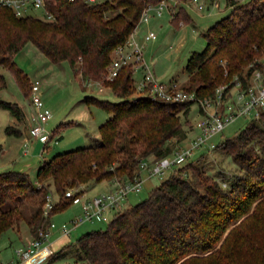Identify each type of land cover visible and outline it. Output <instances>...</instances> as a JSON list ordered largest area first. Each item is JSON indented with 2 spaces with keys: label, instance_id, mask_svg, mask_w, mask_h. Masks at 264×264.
<instances>
[{
  "label": "trees",
  "instance_id": "trees-1",
  "mask_svg": "<svg viewBox=\"0 0 264 264\" xmlns=\"http://www.w3.org/2000/svg\"><path fill=\"white\" fill-rule=\"evenodd\" d=\"M160 1L50 0L45 4L53 17L49 21L34 16L17 18L11 9L0 8V67L12 75L26 97L31 82L14 57L30 43L49 61L68 62L85 83L100 82L118 99L84 98L86 105L98 106L108 115L98 127L100 142L95 146L53 156L42 163L34 179L22 172H0V238L22 221L32 238H38L49 225L43 205L50 193L56 200L53 216L73 203V198L66 197L69 189L87 190L115 179L133 181L139 177L142 162L154 164L173 154L172 141L188 143L193 103L138 95L133 65L123 66L113 80H106L114 50L130 38L144 8ZM175 1L178 8L173 21H190L183 5L191 0ZM225 3L234 9L202 34L204 49L192 53L186 62L183 89L201 99L213 98L220 86L232 87L235 78L245 87L253 69L263 68L264 0ZM5 87L6 80L0 75V90ZM0 108L18 120L23 118L16 103L0 98ZM5 132L19 135L11 126ZM216 149L229 156L236 168L222 179L225 186L205 171L201 163L206 153L198 155L171 169L146 199L125 204L105 229L78 238V262L264 264V111L233 137L220 141ZM66 248L47 258V264L63 256Z\"/></svg>",
  "mask_w": 264,
  "mask_h": 264
},
{
  "label": "rangeland",
  "instance_id": "rangeland-1",
  "mask_svg": "<svg viewBox=\"0 0 264 264\" xmlns=\"http://www.w3.org/2000/svg\"><path fill=\"white\" fill-rule=\"evenodd\" d=\"M96 3H101L110 0H95ZM204 8L202 10H196L192 4L187 3L183 5L184 13L189 16L188 22H183L182 20L173 21L171 13H173L178 5L169 11L164 9L160 15L152 12L151 17L148 22L139 23L135 35L144 37L149 32H154L156 34V39L146 42L143 49V55L146 63L151 66L153 73L157 78L162 79L164 82L168 81H182L185 78V66L187 59L192 53L201 52L205 47V39L202 37L203 34L210 26L221 18L227 16L233 7H228L229 10L225 9V0H199ZM29 16L43 18V13L40 11H31ZM138 34V35H137ZM46 59V60H45ZM17 61V66L21 68H31L28 73L30 77H33L36 66L52 74L53 81L55 82V87L53 88V97L51 98L52 103L59 104V107L65 106L61 112L59 119L54 117L58 111L59 107L52 108L46 103L45 96H42V101L47 109L50 110L52 116L45 125L47 131H51L50 124L56 126L64 125L61 130L57 129L55 133L51 134L50 140L46 143V148L43 143L30 144L32 148L33 145L38 147V151L44 150L43 161L50 160L53 156L61 153H65L71 150L85 148L89 146H95L100 142L98 135V127L105 122L108 115L98 106L86 105L80 102L83 98L81 87L79 82L73 77L70 67L67 62L53 63L49 61L44 56H39V52L31 44H27L15 57ZM38 63V65H37ZM51 67V71L48 69ZM1 69V68H0ZM36 70V69H35ZM37 69L36 71H38ZM6 74V70L3 72ZM141 78V73L136 72L134 75L135 81H139ZM10 81V80H9ZM50 81V79H49ZM52 81V78H51ZM184 83L183 85H185ZM183 85H180L183 88ZM90 93V92H88ZM93 97L99 100H105L109 102H117L118 99L113 95L110 89H103L102 91H97L96 89L91 92ZM91 95V94H90ZM0 96L4 99H9L11 96L10 88L5 89V91L0 92ZM89 96V95H88ZM23 102L26 100L21 98ZM58 106V105H57ZM29 113V112H28ZM65 118L64 121L62 119ZM201 118L199 113L198 105L193 104L190 109L189 123L193 125V129L189 134H196L198 129L195 127L196 123ZM251 120V117H241L229 124L221 134L215 136L212 141L218 144L220 141L233 137L237 132H239L245 124ZM69 124V125H68ZM188 127V126H187ZM53 128V129H54ZM52 129V130H53ZM191 129V126L188 128ZM51 133V132H50ZM187 142V141H185ZM184 143H176L175 140L172 144L175 145V150L181 148ZM33 147V151H34ZM37 148L35 150V153ZM32 155V153H31ZM205 171L218 179L219 182L223 183L222 179L228 177L230 173H233L236 168L233 165L229 156L224 155L220 150L214 149L205 154V161H203ZM170 174V170L161 178L151 180L153 187L158 185L163 179H165ZM31 179H34L32 174H28ZM151 184H145L142 189L137 194H131L128 198L130 200V205H135L149 195L152 190ZM225 183H223L224 185ZM104 184H99L93 187L91 194L99 193L104 189ZM226 185V184H225ZM90 187V189L92 188ZM53 197L54 194L52 193ZM55 199V197H54ZM76 206H69L66 209L55 213L50 221L54 223L55 228L51 230L49 242L54 241L59 235L62 236L59 227L62 222H67L75 217ZM27 214H31L28 209ZM107 222H101L98 220L94 223H86L84 225L78 226L70 236L68 240L64 239L63 246L58 247L57 251L67 247L63 256L53 260L50 264H80L76 257L75 243L78 238L83 234L90 232L92 230L105 229ZM19 234L16 230L6 231L0 238V263L3 264H18L16 255L13 254V250L23 248L26 236L29 237L30 232L25 221H22L19 226ZM230 230V229H229ZM228 230V231H229ZM228 231L225 233L224 237L227 235ZM33 239V238H32ZM56 241V240H55ZM11 244V246H9ZM55 249V246H53ZM42 264H47L45 261Z\"/></svg>",
  "mask_w": 264,
  "mask_h": 264
},
{
  "label": "built area",
  "instance_id": "built-area-1",
  "mask_svg": "<svg viewBox=\"0 0 264 264\" xmlns=\"http://www.w3.org/2000/svg\"><path fill=\"white\" fill-rule=\"evenodd\" d=\"M48 1L50 0H0V8L11 9L17 18L29 16V13L34 10L40 11L43 13L42 19L49 21L53 17L45 7ZM86 2L95 3L96 1L86 0ZM189 3L196 10L204 8L199 0H191ZM177 5L178 3L175 0H161L156 5L148 4L142 11L139 23L148 22L152 12L160 15L164 9L170 10ZM173 14L174 12L172 16ZM135 30L123 45L114 50V59L108 66L106 80H113L123 66L133 65L135 73H141L140 80L135 84L138 95L150 97L152 100L174 103L191 102L198 105L201 116L195 125L199 133L186 145L154 164L145 161L140 164V169L146 170L149 177L161 178L169 170L195 159L202 153L214 150L217 144L213 143L212 139L221 134L229 124L241 117L257 118L264 111V63H261L263 68L255 67L253 69L247 86L244 87L241 81L235 78L232 87L228 85L220 86L216 89L213 98L201 99L195 92L184 90L175 81L161 82L156 78L151 66L144 59L143 49L145 44L136 39ZM155 39L156 34L149 32L145 35L144 42ZM28 100L30 111L27 120L30 135L45 145L51 138V133L46 130L45 125L52 114L42 101L38 81L31 83V93ZM142 183L139 177H135L130 182L115 179L112 181L110 190L92 197L86 195L83 187L69 189L66 192V197L73 198V203H80L81 213L60 225L61 234L70 236L78 226L94 223L97 220L109 222L116 212L125 207L129 195L141 191ZM55 204L56 200L50 193L43 205V216L49 219V225L39 232L38 238H33L26 246L15 251L18 264H42L53 254L49 237L51 230L55 228L54 223L50 221Z\"/></svg>",
  "mask_w": 264,
  "mask_h": 264
},
{
  "label": "crops",
  "instance_id": "crops-1",
  "mask_svg": "<svg viewBox=\"0 0 264 264\" xmlns=\"http://www.w3.org/2000/svg\"><path fill=\"white\" fill-rule=\"evenodd\" d=\"M225 9L229 10V8L226 7V3H225L224 10ZM171 16H172V13H171ZM172 19H173V16H172ZM135 37L140 43L146 44V42H144L145 35H144V37H140L139 35L138 36L135 35ZM32 46H34V45H32ZM36 50L39 52V56H44L43 53L40 52L37 48H36ZM16 55H15V57H16ZM15 57H14V61L17 64ZM44 58H46V57L44 56ZM29 65L31 66V68H29V67L28 68L19 67V68H21L26 73V75L28 76L31 83L35 82V81H38L40 83L42 96H45V101L51 108H52V106L53 107H59V104H54L51 101V98L53 97L52 91H53V88L56 86L55 82L53 81L52 74H50L47 71V69L43 70L40 67V65H38V63H37L38 66H36L35 69L36 70L39 69V70L36 71L35 69H33V71L35 73H34L33 77H30L28 75V73L31 71V69L33 67L32 65H34V63L33 64L30 63ZM68 65H69V63H68ZM69 67H70V70L72 72L73 77L75 78V81L77 80L80 84V87H81L83 98L80 102L85 103L84 98L88 95L92 96L91 92H93L95 89L97 91H102L103 89H106V88L102 87L101 84L98 82L85 83L81 79V77L78 73L77 74L74 73V71L70 65H69ZM0 68H1L0 69V75L4 76V78L6 80V87L1 89L0 92L5 91V89H7V88H10V90H11V96H9V99L6 100L2 96H0V98L4 101H7V102L16 103L20 107V109L23 113V118L21 120H18L14 116H12L7 110L0 108V172H5V171L22 172V173H26V174H32L34 176L33 178H35L38 169L41 167L42 163L44 162L43 161L44 160L43 148H46L47 146L45 144L44 147L42 148V150L38 151V147H36L35 145L42 143V142L38 139H34L33 137H31L30 132H29V124H28V120H27L28 112L30 111V105H29V100H28L29 97H26L24 95V93L22 92L20 87L17 85V83L14 80V78L12 77V75L6 70V73H7V76H6V74L3 73L5 69H3L2 67H0ZM48 69L51 71V67H48ZM51 78H52V81H51ZM49 79H50V81H49ZM157 79H159V78H157ZM159 80L161 82H164L162 79H159ZM173 81L177 82L179 86L183 85L187 81V75H185V78L182 81H177V80H173ZM168 82H171V81H168ZM88 92H90V93H88ZM21 98H24L26 101L23 102ZM64 107L65 106H62L61 108L59 107L56 114H55L54 109L52 108L54 111L55 119L56 118L59 119V116H61L60 114H61ZM64 120H65V118L62 119V121H64ZM54 125H55V122H54V124H50L48 126L51 129V131H50L51 134L55 133V131L58 128V126H56L54 128ZM8 126H11L15 129H17L19 131V135H8V134H6L5 129ZM198 133H199V131L194 135L189 134L188 142L192 138H194ZM30 144L31 145L35 144V145H33L32 148L30 147V149H28ZM33 147H35L34 151H33ZM36 148H37V151L35 153ZM31 153H32V155H31ZM139 177L143 182L142 186H144L145 184H148V183L151 184V180L156 179V178L149 177L146 170H141L139 173ZM99 184H104L103 185L104 189L102 191H100L99 193L91 194V192L94 189L93 187H96ZM99 184H96L93 187L91 186L92 187L91 189H90V187L87 190L85 189L86 195L88 197H92V196H95L97 194L104 193V192L110 190L112 187V182H101ZM152 187H153V185L151 184V188ZM129 196H128V198H129ZM128 198H127V201L125 203L126 206L130 205V202H129L130 200H128ZM71 205L77 207V209H76L77 213L75 214V216L79 215L81 213L80 203L79 202L78 203H72ZM62 223H65V221ZM18 229H19V227L12 229V230H16V232L19 234ZM69 238L70 237L63 236V235L60 237L58 235L55 239L56 241L55 240L51 241L52 243H51L50 247H51L53 253H55L57 251V246L58 247L63 246V243L65 242L64 239L68 240ZM31 240H32L31 234L29 235V237L26 236L25 243L22 247L26 246ZM9 246H11V244H9ZM53 246H55V249L53 248ZM15 251L16 250H13L14 256H12V257H15Z\"/></svg>",
  "mask_w": 264,
  "mask_h": 264
}]
</instances>
